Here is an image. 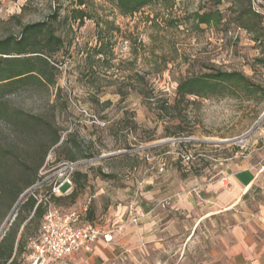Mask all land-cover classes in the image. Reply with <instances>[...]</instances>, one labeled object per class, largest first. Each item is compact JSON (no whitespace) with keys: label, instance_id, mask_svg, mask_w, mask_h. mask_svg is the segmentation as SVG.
Here are the masks:
<instances>
[{"label":"rangeland","instance_id":"obj_1","mask_svg":"<svg viewBox=\"0 0 264 264\" xmlns=\"http://www.w3.org/2000/svg\"><path fill=\"white\" fill-rule=\"evenodd\" d=\"M207 12H220L219 20L201 22ZM34 23L60 38L56 50L40 53L50 67L34 73L42 81L2 88L0 96L44 121L22 129L0 116V143L21 169L61 134L38 178L50 182L58 163L71 160L80 162V175L74 196L56 205L89 203L91 219L105 220L147 182L173 196L221 178L228 163L256 169V183L233 208L197 224L165 208L176 218L159 240L165 248L122 247L103 264H264V0L155 1L129 16L115 0H0V39H23ZM45 35L28 37L27 49L42 48ZM220 71L242 72L250 88L178 97L182 80ZM124 221L123 231L135 224Z\"/></svg>","mask_w":264,"mask_h":264},{"label":"trees","instance_id":"obj_2","mask_svg":"<svg viewBox=\"0 0 264 264\" xmlns=\"http://www.w3.org/2000/svg\"><path fill=\"white\" fill-rule=\"evenodd\" d=\"M115 1L122 14L129 16L155 1L174 2L175 0ZM211 1L213 4L219 5L223 1L229 0ZM83 16L84 13L81 12L79 17L82 18ZM219 18L220 12H207L200 16L199 20L210 23L212 20L218 21ZM42 31L46 32V35L41 40L44 44L43 47L37 48L33 46L31 49H27L29 44V41H27L29 40L28 37L31 39V37L36 36L38 32ZM25 32L26 36L23 39H17L14 36L0 39V89L12 88L35 78L42 81L34 73L37 70L43 73V68L50 67L49 60L41 56L40 53H43L46 47L51 51L56 50L60 38L43 23L27 25ZM13 48H17L16 53L12 52L14 51ZM25 53L34 55L20 56ZM237 86L246 89L250 88L249 78L238 71H220L218 73H204L188 77L178 84L177 91L178 97L184 99L188 95L207 97L209 92L212 94H222L225 89ZM0 116L6 118L13 126L22 129L33 128L34 126L41 125L44 121L39 115L26 112L20 108L11 109L4 95L0 96ZM51 131L54 132L52 128ZM60 138L61 134L56 131L52 142L45 146L41 157L35 165L33 167L24 165L21 169L16 168V165H12L7 148L0 143V225L22 194L28 191L21 200L15 216L9 221L7 229L0 237V264H24L23 254L27 251L29 238L37 233L47 210L44 200L39 202V196L45 195L52 201L64 197L49 194V188L46 186L35 188L34 192L30 190L40 180L38 178V170L44 164L49 149L52 145L57 144ZM74 175L79 176L80 173L75 172ZM40 190H44V192L41 193ZM74 191L67 196H74ZM92 214L93 211L89 206L86 214L88 221H93L91 219Z\"/></svg>","mask_w":264,"mask_h":264},{"label":"crops","instance_id":"obj_3","mask_svg":"<svg viewBox=\"0 0 264 264\" xmlns=\"http://www.w3.org/2000/svg\"><path fill=\"white\" fill-rule=\"evenodd\" d=\"M227 167L230 170H226L221 178L209 180L202 185L194 186L191 191L178 193L173 196L160 194V189L153 181L147 182L141 189L140 195L133 202L128 205L122 204L106 215L113 222L123 224L125 218L128 217L130 205L134 204L136 212L144 213L138 223L127 227L124 231H117L111 242L97 241L92 252L81 250L52 264L67 262L74 264H103V261L108 259L114 251L121 250L122 247L127 246L136 248V252L154 247L165 248L164 242L161 243L159 240L162 239L164 241L166 239L163 235L175 226L176 218H168L169 213L163 209L169 207V212L174 213V216L185 214L194 217L197 224L199 220L211 218L223 211H227L244 200L245 195L250 192L254 183H256V169L235 167L234 163H228ZM69 194H63V196ZM163 200L168 201L166 207L160 205ZM165 219L167 220L165 222L167 226L163 228L164 233L160 235L157 232L160 226L159 223ZM92 220L96 222L104 221Z\"/></svg>","mask_w":264,"mask_h":264},{"label":"built area","instance_id":"obj_4","mask_svg":"<svg viewBox=\"0 0 264 264\" xmlns=\"http://www.w3.org/2000/svg\"><path fill=\"white\" fill-rule=\"evenodd\" d=\"M79 164L75 160L58 163L50 182L39 180L30 189L31 192L35 188L46 186L49 194L53 196L71 193L74 174ZM42 200L47 205V210L37 233L29 238L27 251L23 254L24 264H52L81 250L92 252L97 241L111 242L114 234L123 229V224L113 222L109 217L103 222L88 221L86 214L89 203L79 208L64 209L45 195L39 196V202ZM167 204L166 200L160 203L163 207ZM143 216L144 213L136 212L134 204L130 205V221L138 223Z\"/></svg>","mask_w":264,"mask_h":264},{"label":"water","instance_id":"obj_5","mask_svg":"<svg viewBox=\"0 0 264 264\" xmlns=\"http://www.w3.org/2000/svg\"><path fill=\"white\" fill-rule=\"evenodd\" d=\"M27 192H28V191H26L25 193L22 194V196L19 198V200H18L17 203H19V201L24 197V195H25ZM7 221H8V219H7ZM7 221H6V222H7ZM2 229H3V227L0 229V232H1Z\"/></svg>","mask_w":264,"mask_h":264}]
</instances>
